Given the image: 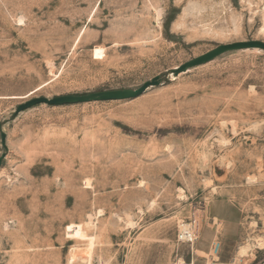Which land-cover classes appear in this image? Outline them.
Wrapping results in <instances>:
<instances>
[{"label":"rangeland","instance_id":"rangeland-1","mask_svg":"<svg viewBox=\"0 0 264 264\" xmlns=\"http://www.w3.org/2000/svg\"><path fill=\"white\" fill-rule=\"evenodd\" d=\"M248 40L264 0H0V264H264V50L170 73Z\"/></svg>","mask_w":264,"mask_h":264},{"label":"water","instance_id":"water-1","mask_svg":"<svg viewBox=\"0 0 264 264\" xmlns=\"http://www.w3.org/2000/svg\"><path fill=\"white\" fill-rule=\"evenodd\" d=\"M244 48H260L264 50V42L260 40H248V41H239L227 44H220L215 48L191 58L190 60L184 62L183 64L170 70L171 75L177 76L181 72H185L188 69L195 67L197 65L206 63L218 55L236 49ZM161 76L157 75L150 80L145 81L143 84L137 88H123V89H111V90H101L94 92H87L83 94H63L57 95L51 98L47 97H36L30 100H27L19 104L13 112L14 116L18 112L25 110L35 104L45 102L49 105H62V104H73V103H82L95 100H124L131 99L141 95L151 86L160 84ZM4 158V154L0 156V164Z\"/></svg>","mask_w":264,"mask_h":264},{"label":"built area","instance_id":"built-area-1","mask_svg":"<svg viewBox=\"0 0 264 264\" xmlns=\"http://www.w3.org/2000/svg\"><path fill=\"white\" fill-rule=\"evenodd\" d=\"M192 236H193L192 232H187V233H184L182 237H185V239H187L186 241L192 242L193 241V237ZM171 264H177V263H173L172 262ZM189 264H193V261H191ZM210 264H215V261L212 260ZM226 264H235V262L230 261V262H228Z\"/></svg>","mask_w":264,"mask_h":264},{"label":"crops","instance_id":"crops-1","mask_svg":"<svg viewBox=\"0 0 264 264\" xmlns=\"http://www.w3.org/2000/svg\"><path fill=\"white\" fill-rule=\"evenodd\" d=\"M203 252V251H202ZM206 257H209L210 256V259L211 258H215V259H219V256L214 252V251H210V252H204Z\"/></svg>","mask_w":264,"mask_h":264},{"label":"bare ground","instance_id":"bare-ground-1","mask_svg":"<svg viewBox=\"0 0 264 264\" xmlns=\"http://www.w3.org/2000/svg\"><path fill=\"white\" fill-rule=\"evenodd\" d=\"M172 77V76H171ZM188 231H187V229H186V227H184L183 228V231H182V234H184V233H187ZM183 236V235H182Z\"/></svg>","mask_w":264,"mask_h":264}]
</instances>
